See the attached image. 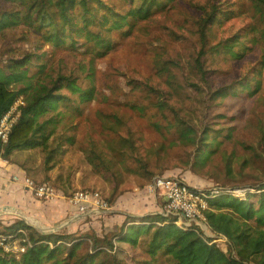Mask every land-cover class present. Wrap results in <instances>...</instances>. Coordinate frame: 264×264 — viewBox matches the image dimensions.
Returning <instances> with one entry per match:
<instances>
[{
  "label": "trees",
  "instance_id": "1",
  "mask_svg": "<svg viewBox=\"0 0 264 264\" xmlns=\"http://www.w3.org/2000/svg\"><path fill=\"white\" fill-rule=\"evenodd\" d=\"M233 16H241L243 24L232 35L211 42L215 30ZM160 17L189 24V36L164 27L183 43L188 38L191 47L182 82L174 71L179 62L168 58L160 39L149 33V24ZM18 24L31 32L33 51L5 58V48L0 51V121L14 105L12 117L17 114L7 138L0 140V155L7 163L24 167L28 175L35 162L31 150L37 149L43 154V173L57 168L69 177L73 168H65L60 159L67 150L64 144H75V120L99 101L117 110L96 111L101 146L88 138L79 149L105 180L109 195L102 196L110 206L124 194L120 189L124 177L134 173L151 182L163 173L156 165L167 145L186 148L185 163L193 172L214 166L222 178L215 188L205 190L203 213L211 237L191 222L187 230L179 228L173 223L177 217L165 211L142 216L118 213L120 220L108 225L103 219L113 212L97 211L74 230L50 233L17 216L0 221V235L18 240L25 249L18 255L0 251V264H264V123L257 125L252 142L241 143L245 156L231 160L224 148L245 116V102L262 90L264 0H0V33ZM141 34L149 38L145 43L153 54L154 73L164 77L176 99L190 88L192 107L175 106L172 97L148 80L126 78L128 88L105 84L110 95L98 85V62L122 40L138 44ZM252 52L260 67L252 66L239 81L214 87L210 75L219 72L214 64L238 62ZM69 55H83L79 71L68 64ZM142 99L149 101L144 104ZM237 102L236 113H229L228 106ZM148 104L154 107V117L147 115ZM125 109L147 118L163 142L142 152L120 113ZM16 150H27L33 161L16 160L12 157ZM218 156L223 172L212 161ZM43 180L39 182L49 178ZM52 183L68 193L62 175ZM237 188H243L241 195L233 191ZM96 219L102 221L99 230L91 226ZM219 238L225 241H216Z\"/></svg>",
  "mask_w": 264,
  "mask_h": 264
},
{
  "label": "rangeland",
  "instance_id": "2",
  "mask_svg": "<svg viewBox=\"0 0 264 264\" xmlns=\"http://www.w3.org/2000/svg\"><path fill=\"white\" fill-rule=\"evenodd\" d=\"M164 20L165 18L160 17L152 21V24H149L148 27L149 33L152 37H157L160 39L162 50L165 52L168 58L175 59L177 62H179L180 66L174 69V71L177 75L176 80L182 82L183 76H186L188 73L185 69L184 61L188 56L191 47L189 46V41L187 40L188 38H186L183 43L180 40L170 37L164 27L172 28L175 31L181 32V34H187V36H189L187 33V27H189V24L183 26L184 22ZM243 21L244 20L241 16L231 17L230 20L215 30L216 37L212 38L211 42H216L218 38H224L226 36L232 35L237 30V28L243 24ZM31 38V32L21 24L7 28L2 34L0 33V51L2 52L3 48H5L3 57L5 58L6 56L11 55L17 56L23 52L33 51L30 42ZM148 39L149 38H146L143 36V34H141L138 38V44L134 40L120 41L113 51H111L101 61L98 62L96 67L98 85L103 87V92L106 95H110V91L107 88H104L105 84L119 85L120 88H128L129 86H127L126 81H124L126 78H135L143 82L148 80V83L155 86L160 91L166 93L167 97H172L171 102H174L175 106L182 105L184 108L189 109L193 105V93L190 88L184 89V97L182 99H176V97L173 96V93L170 92L169 86L166 83L164 77H159L154 73L153 66H151L152 60L154 59L153 54L152 51L149 50L148 45L145 43ZM60 53L65 54L63 51H60ZM66 59H68V64L71 67H73L76 71H79V64L81 63V60L84 59V57L83 55H69ZM256 59L257 53L252 52L238 62L221 61L217 64H214V66L217 67L219 71L210 75V79L214 83V87L228 85L241 80L244 75L249 74L252 71V66H255L256 68L260 67V65L257 64ZM211 62L212 58L208 54L207 65H211ZM193 79L194 81L197 80L196 77ZM136 93H138V90H136ZM146 94L147 92L144 95ZM149 95L151 99L153 93ZM142 101L144 104H147L149 100L142 99ZM238 104L239 102L229 105V113H236ZM244 107L246 109L245 116L243 119L237 121V128L234 132L233 140L224 144L226 154L231 160L234 161L246 155V151L241 143L252 142L258 134L257 125L261 122L264 123V68L262 90L260 94L254 96L250 100H247L244 104ZM98 110L113 111L117 110V107H105L102 103L97 101L91 105L90 109L85 112L84 116H81L75 120L78 123L76 129V142L74 145L64 144L67 150L62 156H60L65 168L68 166L73 168V171L69 177L66 176V172L64 170H62L63 174H60L57 168L49 170L46 174L43 173L41 169L40 175L47 176L49 178V183L58 180L60 175H62L63 185L68 190V193L66 194L68 198L74 191L79 189H94L99 191L101 195L102 193H104L106 196L109 195V188L105 180L97 175L92 170L90 165L85 162L84 152L79 149L82 145L84 146L87 144L86 141L88 138L93 139L94 142L96 141L99 146H101L100 141L102 137L100 135V125L96 117V111ZM120 113L125 116L127 124L134 132V138L142 152L155 148L161 142H163L161 135L156 133L149 126L147 118H143L137 113L126 109L120 111ZM153 113L154 107L148 104V117H154ZM31 151L34 158L37 157V159H41L42 168L43 154L37 152V149ZM158 156L159 159L156 169H164V171L161 175L156 174L153 179L162 175L176 176L186 181L190 185L205 191L206 189L215 188L216 181L222 178V173L214 166H206L202 169L196 168L199 170L198 173H195L189 169L185 163L187 160L186 148L183 146L167 145L166 149L163 152H160ZM12 157L18 161H33L27 150L16 151ZM212 161L218 164L219 169L223 172V161L221 160L220 156L216 157ZM131 175L132 176L124 177L123 183L120 185L121 194H126L130 191L137 193L136 196L139 198V201L137 203L129 202V206L136 208L141 213L145 214L156 209L154 204L155 201H157L161 207L157 208V211H161L164 207L162 198L148 190L153 179L151 182H148L137 176V174L131 173ZM28 176L32 177L31 175ZM35 180L39 182V180ZM40 181L45 180L41 179ZM233 191L238 195H241L243 188H237ZM120 198L121 197H119L118 200ZM146 199L149 201L147 202ZM12 214L10 215V219L0 221L12 220L13 218L17 217L14 212ZM17 214L20 215L21 213L18 212ZM191 223L197 225L206 236L211 237L213 235L209 232L210 228L207 222L202 223L198 221H192ZM45 229L46 227H41V230H39L42 231ZM106 229L108 230L109 228L106 227ZM216 241L222 242L225 241V239L219 238ZM205 242L210 243L208 239H205Z\"/></svg>",
  "mask_w": 264,
  "mask_h": 264
},
{
  "label": "built area",
  "instance_id": "3",
  "mask_svg": "<svg viewBox=\"0 0 264 264\" xmlns=\"http://www.w3.org/2000/svg\"><path fill=\"white\" fill-rule=\"evenodd\" d=\"M15 108L16 105L11 107L0 121V140L7 138L10 127L17 117V114L11 116ZM6 164L7 162L0 155V166ZM11 178L16 182H20L26 189L41 199L49 200L57 195V189L52 183L38 182L25 173H13ZM148 190L162 198L164 207L161 211L176 216L177 219L173 223L179 228L187 230L188 223L192 221L206 223V215L203 213V209L206 208L205 191L171 175L155 177ZM68 201L70 204L75 205L81 216H85V218L93 212L110 213L112 211V206L97 190H76L70 195ZM24 249L25 247L18 240L0 235V251L18 255Z\"/></svg>",
  "mask_w": 264,
  "mask_h": 264
},
{
  "label": "crops",
  "instance_id": "4",
  "mask_svg": "<svg viewBox=\"0 0 264 264\" xmlns=\"http://www.w3.org/2000/svg\"><path fill=\"white\" fill-rule=\"evenodd\" d=\"M23 168L14 163L0 166V220L10 219V215L14 212L16 216L31 222L40 230L41 227L47 226L57 231H67L81 226L85 217L81 216L79 212H75V209L68 201V196L62 190L58 189L57 195L53 199L44 200L35 196L20 182L12 180L13 173H27V170H23ZM41 169V159L36 157L34 165L29 169L32 173H28V175L32 174L31 176L34 179L41 180L44 177L40 175ZM136 195V192L130 191L120 196L121 198L112 206L111 212L113 213L104 217V223L108 225L114 219L119 221L121 216L118 213L142 216L143 213L129 206V202L137 203L139 201ZM146 201L148 202L149 200L146 199ZM154 205L156 209L152 210L151 213L157 211V208H161L157 201H155ZM15 211L21 214L19 215ZM101 223V220L96 219L91 221V226L99 230Z\"/></svg>",
  "mask_w": 264,
  "mask_h": 264
},
{
  "label": "water",
  "instance_id": "5",
  "mask_svg": "<svg viewBox=\"0 0 264 264\" xmlns=\"http://www.w3.org/2000/svg\"><path fill=\"white\" fill-rule=\"evenodd\" d=\"M83 217H85V216H83ZM27 221V220H26ZM28 222V221H27ZM30 225H32V226H34L31 222H28ZM44 227H46V229L45 230H42L41 232L42 233H50V232H54V231H57L56 229H54V228H50V227H47V226H44Z\"/></svg>",
  "mask_w": 264,
  "mask_h": 264
}]
</instances>
